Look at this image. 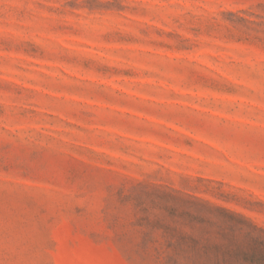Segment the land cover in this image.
<instances>
[{
	"label": "rangeland",
	"instance_id": "374dc122",
	"mask_svg": "<svg viewBox=\"0 0 264 264\" xmlns=\"http://www.w3.org/2000/svg\"><path fill=\"white\" fill-rule=\"evenodd\" d=\"M0 264H264V0H0Z\"/></svg>",
	"mask_w": 264,
	"mask_h": 264
}]
</instances>
